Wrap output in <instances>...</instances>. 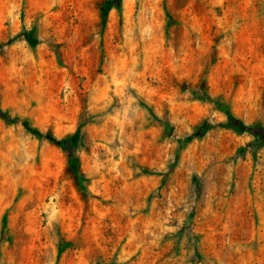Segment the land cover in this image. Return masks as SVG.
<instances>
[{"label":"rangeland","instance_id":"374dc122","mask_svg":"<svg viewBox=\"0 0 264 264\" xmlns=\"http://www.w3.org/2000/svg\"><path fill=\"white\" fill-rule=\"evenodd\" d=\"M0 264H264V0H0Z\"/></svg>","mask_w":264,"mask_h":264},{"label":"trees","instance_id":"16d2710c","mask_svg":"<svg viewBox=\"0 0 264 264\" xmlns=\"http://www.w3.org/2000/svg\"><path fill=\"white\" fill-rule=\"evenodd\" d=\"M102 18H103V20H105V18H106V14H107V12H108V10L110 9V7H111V2H105V3H103L102 4ZM27 41L29 42V43H32L31 42V40L29 39V37L27 36ZM24 127H25V129H27L28 131H31V133L34 135V136H36L37 138H45V139H47V140H49V141H51V142H56V140H55V138L51 135V134H45V135H43L42 133H40L37 129H33V128H31L28 124H24Z\"/></svg>","mask_w":264,"mask_h":264}]
</instances>
